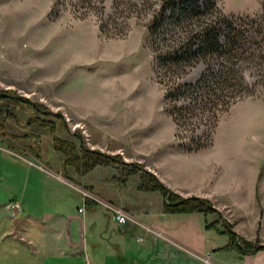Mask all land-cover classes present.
Here are the masks:
<instances>
[{
    "label": "rangeland",
    "instance_id": "obj_1",
    "mask_svg": "<svg viewBox=\"0 0 264 264\" xmlns=\"http://www.w3.org/2000/svg\"><path fill=\"white\" fill-rule=\"evenodd\" d=\"M57 1L0 0V95L8 98L4 101L0 99V109L3 108L0 134L3 141L7 145L9 143V147L3 146L0 138V152L30 161V168L34 172L39 171L41 177H48L72 189L74 193L70 194L80 200L78 211L84 214L82 197L92 193L63 176L64 155L55 149V137L68 140L78 148L84 146L86 150L117 158L121 166V169L116 166L118 177L128 180L131 169L127 164L143 165L144 170L155 175L149 171V165H155V155L136 161L132 160L134 152L131 149L144 146L157 153L155 147L160 149L174 139L178 142V135L190 136L194 130L197 136L209 142V146L202 150L239 146L243 148L245 159L253 162L255 170L259 169L256 200L260 222L256 238L245 239L264 245V0H215L218 12L213 19L221 13L245 20L248 30L247 50L238 55L235 61L243 84L250 93L222 114L213 128L194 119L179 129L173 117L166 112L168 79L161 83L162 80L157 76L155 55L148 38L149 27L164 0H93L91 6L87 3L83 6L79 0H60L57 6L59 17L56 18L57 13L50 17ZM199 1L202 5L205 3V0ZM204 70V64L197 65L188 71L183 82L196 83ZM20 99H27L41 108L37 110ZM116 114H128V142L118 138L125 131L115 129L116 133L112 135L117 141H113L112 146L127 145L131 154L128 159L122 150L111 153L107 149L92 147L94 139L88 124L83 123L87 115L112 122ZM34 118L53 123L50 126L55 127V133L35 124L29 125ZM133 171L143 172L139 168ZM70 176L75 180L78 178L74 170H71ZM93 177L90 175L88 179ZM138 182L139 177H132L131 186ZM118 189H121L120 185ZM135 191L140 194L137 189ZM92 195L102 202H108L96 194ZM181 197L188 199L198 196ZM15 202L22 205L21 201H12L8 208ZM209 202L216 211L213 214L218 216V225L222 219L227 220ZM98 204L101 221L98 223L95 220L93 233L88 234L87 224L85 237L82 238L79 223L74 220L68 223V238L63 241H73L74 246L72 250L65 251L67 257L54 263H45L37 258V262L31 264H99L92 253L96 250L92 244L93 238L101 240L104 249L116 258L106 259L100 264H128L125 241L119 242V237L124 236L122 230L117 228L119 226L115 224L111 210L102 203ZM160 206L158 203L155 205ZM8 211L13 219L21 215L19 211ZM143 222H140L142 226L137 227L145 234L156 236L155 229ZM230 223L239 235L235 225ZM244 228L246 232L252 230L248 225ZM58 230L64 232V225ZM86 235H89L87 240ZM87 241L89 246H86ZM52 249L56 250L52 256L62 254L57 253L56 246ZM1 258L0 264H17L13 259Z\"/></svg>",
    "mask_w": 264,
    "mask_h": 264
},
{
    "label": "crops",
    "instance_id": "obj_2",
    "mask_svg": "<svg viewBox=\"0 0 264 264\" xmlns=\"http://www.w3.org/2000/svg\"><path fill=\"white\" fill-rule=\"evenodd\" d=\"M112 118V122L94 115H87V120L84 118L83 123L88 124L94 139L91 146L107 149L111 153L122 150L128 159L131 154L127 145L112 146L113 141H117L112 135L115 129H123L125 134L118 138L128 142V114H116ZM2 137L0 134L3 146L9 147ZM15 138L20 139L18 136ZM155 149L157 153L144 146L133 148L132 160L155 155V165L150 164L148 170L155 173L165 186L183 197L198 196L211 201L235 225L241 237L256 238L260 222L256 200L259 169L255 170L253 162L245 159L243 148L236 146L218 150L214 147L213 150L188 153L180 149L174 139L160 149ZM30 167L28 162L0 152V258L13 259L17 264L35 263L37 258L45 263H54L67 257L65 251L72 250L74 246L73 241H63L68 238V223L71 220L79 223L82 238L85 237L87 224L88 234L93 233L95 220L98 223L101 221V213L97 211L100 205L93 200L95 204L85 206L84 214L79 213L80 200L70 194L74 193L72 189L48 177H41L39 171L34 172ZM90 175L94 176L91 180L88 179ZM132 177H139V174L128 177L127 184L122 185L117 181L116 167H97L76 180V185L91 189L90 193L123 208L140 222L145 221L155 229L156 236H153L145 234L133 223L125 225V229L117 227L124 235L118 237L119 242L125 241L128 264H206L203 260L206 257L213 264H264V251L241 255L223 250L229 243V237L223 233L224 224L220 223L216 229L208 228L218 221L217 214H167L164 212L162 195L139 191L140 182L131 186ZM117 183L121 186L120 190ZM135 189L140 194L149 195H140ZM12 201L22 202L18 219L10 217L8 205ZM156 203L161 206L155 207ZM110 216L112 219V214ZM61 225L65 227L64 232L58 230ZM245 225L252 230L246 232ZM91 240L96 247L92 251L96 262L100 264L109 258L116 260L111 252L104 249L101 240ZM88 244L87 241L86 246ZM53 246L57 247V253L62 254L52 256L53 251H56L52 249ZM81 247L84 250L83 244Z\"/></svg>",
    "mask_w": 264,
    "mask_h": 264
},
{
    "label": "trees",
    "instance_id": "obj_3",
    "mask_svg": "<svg viewBox=\"0 0 264 264\" xmlns=\"http://www.w3.org/2000/svg\"><path fill=\"white\" fill-rule=\"evenodd\" d=\"M92 2L93 0H79L83 6L85 3L91 6ZM59 4L60 0L57 1L50 17L57 13ZM216 12L218 10L215 0H205L203 5L199 0H164L149 27V45L155 55L157 76L162 80L161 83L168 79L165 94L166 112L173 117L178 129L194 119L213 128L222 114L227 113L232 105L250 93L243 84L241 72L235 61L238 55L247 50L248 30L245 20L243 17L225 16L220 12L218 18L213 19ZM58 17L59 13L56 15V18ZM199 64H204L205 70L197 82L193 84L183 82L188 71ZM0 99L4 101L8 98L0 95ZM20 101L33 105L27 99ZM33 106L37 110L41 108L38 105ZM1 115L3 108L0 109V117ZM31 124L49 129L52 133L56 130L50 126L53 123L46 119L34 118L30 121L29 125ZM54 143L55 149L64 155L63 176L72 182L76 183V180L70 176L71 170H74L77 177H83L97 167L117 166L121 169L117 158L86 150L84 146L78 148L60 137H55ZM208 146L209 142L197 136L194 130L190 136L178 135V147L185 152H198ZM127 166L131 169L128 177L139 174V191L157 192L162 195L165 213L179 215L199 213L205 216L216 213L211 203L205 199L198 197L184 199L177 195L156 175L144 170L143 165ZM137 168L143 172L135 173L133 170ZM118 180L122 185L128 182L124 177H118ZM83 188L92 192L89 188ZM84 202L86 207L95 204L89 197H84ZM219 222L224 224L223 233L229 237V243L223 250L241 255L264 250V245L250 242L238 235L227 220L222 219ZM217 225L218 222L208 228L216 229Z\"/></svg>",
    "mask_w": 264,
    "mask_h": 264
},
{
    "label": "built area",
    "instance_id": "obj_4",
    "mask_svg": "<svg viewBox=\"0 0 264 264\" xmlns=\"http://www.w3.org/2000/svg\"><path fill=\"white\" fill-rule=\"evenodd\" d=\"M27 162H30V161H27ZM85 196L91 198L92 200L96 201L97 203H102L106 208L111 210V212L113 213V216H114V220L116 222L115 224L117 226H125L128 223H133L135 225L142 226V224L140 223V221L138 219L133 217L131 214H129L123 208L118 207L116 205H113L109 202H102L100 200V198H98L92 194H89V193L85 194ZM11 209L15 213L16 211L22 209V207H21L20 203H14L11 205ZM206 260H207L206 264H212V261L210 260L209 257H207Z\"/></svg>",
    "mask_w": 264,
    "mask_h": 264
},
{
    "label": "bare ground",
    "instance_id": "obj_5",
    "mask_svg": "<svg viewBox=\"0 0 264 264\" xmlns=\"http://www.w3.org/2000/svg\"><path fill=\"white\" fill-rule=\"evenodd\" d=\"M16 203H19V202H16ZM21 205V204H20ZM22 207V206H21ZM10 209H11V206L9 207ZM21 210V209H20ZM20 210H18V211H20ZM207 258V257H206ZM207 260H205V262H206ZM213 264V263H212Z\"/></svg>",
    "mask_w": 264,
    "mask_h": 264
}]
</instances>
